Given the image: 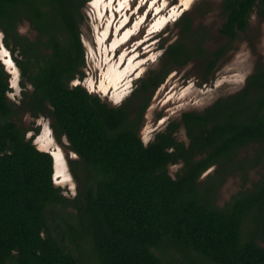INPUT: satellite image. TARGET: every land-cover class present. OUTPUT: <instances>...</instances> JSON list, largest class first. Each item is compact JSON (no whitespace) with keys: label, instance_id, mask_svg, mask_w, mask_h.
Returning a JSON list of instances; mask_svg holds the SVG:
<instances>
[{"label":"trees","instance_id":"trees-1","mask_svg":"<svg viewBox=\"0 0 264 264\" xmlns=\"http://www.w3.org/2000/svg\"><path fill=\"white\" fill-rule=\"evenodd\" d=\"M87 1L0 0V28L23 76L17 106L0 61V264H170L156 252L167 246L212 264H264V180L225 207L214 200L217 178L199 183L240 147L264 144V66L242 91L202 113H184L189 147L175 137L176 122L145 144L140 131L151 97L132 112L128 102L113 106L73 83L85 78L81 26ZM222 8L221 33L231 41L255 10L264 16V0H224ZM25 22L35 38L19 31ZM179 24L184 35L167 47L169 63L183 68L201 59L208 82L226 48L211 53L203 41L189 45L192 21L185 16ZM167 74L151 75L142 89L154 91ZM20 111L50 118L57 138H67L78 158L70 159L79 182L74 198L54 182L51 152L14 120ZM198 152L206 156L197 160ZM180 161L185 166L174 178L169 166ZM52 207L76 209L62 217L67 237L52 230Z\"/></svg>","mask_w":264,"mask_h":264},{"label":"rangeland","instance_id":"rangeland-1","mask_svg":"<svg viewBox=\"0 0 264 264\" xmlns=\"http://www.w3.org/2000/svg\"><path fill=\"white\" fill-rule=\"evenodd\" d=\"M185 1L187 0H103L97 5L96 0H89L83 7L85 18L81 35L86 50L85 78L82 82L77 79L73 83H82L89 91L98 94L113 106L128 102L132 105V112L139 111V105L151 97L140 131L145 144L152 142L158 132L176 122L179 128L175 137L189 147L191 139L183 123L184 113H202L221 97L242 91L255 70L264 66V16L257 10L252 13L246 30L231 41L221 33L226 22L222 8L224 0H189V4ZM113 9L117 18L113 16ZM123 15L124 18H121ZM185 16L192 21V31L185 35L189 45L197 40L203 41L205 49L211 53L226 48L208 82L205 80L207 65L203 60L195 59L181 68L170 64L166 56L167 47L184 35L179 21ZM159 19H167L162 28L155 26ZM130 30L132 36L128 42L121 44L124 42L122 38ZM19 31L32 38L36 36L28 22L21 24ZM5 40L6 35L0 28V61L6 62L12 85L20 81L19 88L12 89L14 93L11 91L9 97L20 106L23 76ZM119 40L122 42L113 48V43ZM117 65L120 70L127 71L122 80L124 84L120 83V89L110 84L108 90H103V81L108 82L107 75H111ZM159 73H168L163 77L161 86L154 91L143 90L144 81ZM27 90L31 91L32 86L28 84ZM14 120L26 130L27 138L36 137L34 142L40 149L53 150V153L60 151V158L54 154L55 177L60 173L63 175L60 179L62 181L57 185L62 187L66 196L74 198L79 190V182L72 173L70 159L78 158L70 151L67 138H57L52 120L48 117L35 118L30 112L20 111L15 114ZM41 140L49 142L48 148L40 145ZM205 156V152L196 154L197 160ZM184 166V161L170 165L171 176L176 178ZM67 173L71 175V180L64 181V174ZM214 178H217L214 200L220 207H225L234 196L254 190L264 180V144L251 143L240 147L232 159H224L212 166L199 179V183L207 186ZM68 210L76 209L71 207ZM68 210L61 207L48 209L49 224L55 235L67 237L68 231L62 217L69 218L66 214ZM61 212L64 214L61 215ZM248 224L252 227L251 221ZM74 245L71 243L69 249L76 252ZM156 252L170 264H212L203 261L195 253L177 252L170 246Z\"/></svg>","mask_w":264,"mask_h":264},{"label":"bare ground","instance_id":"bare-ground-1","mask_svg":"<svg viewBox=\"0 0 264 264\" xmlns=\"http://www.w3.org/2000/svg\"><path fill=\"white\" fill-rule=\"evenodd\" d=\"M101 1H103V0H96V3H97V5H99L100 4V2ZM186 2V4H189V0H187V1H185ZM124 3V2H123ZM126 3V2H125ZM113 5V3L111 2V4H110V6H112ZM121 5H123V4H121ZM129 5H130V3H129ZM124 6V5H123ZM122 6V7H123ZM128 6V5H127ZM113 11V16L115 17L116 15H115V11H114V9L112 10ZM124 16L125 15H123L121 18H124ZM126 16H127V12H126ZM115 18H117V17H115ZM166 20L167 19H159V21L157 22V25H155V26H158V28L160 27V28H162L164 25H165V23H166ZM114 22H116V20H114ZM142 22V21H141ZM140 24V23H139ZM138 24V25H139ZM123 33V32H122ZM121 33V34H122ZM106 34V33H105ZM104 34V35H105ZM132 36V31L130 30V31H128L125 35H124V37L122 38L123 40H124V42H122V41H115L114 43H113V45H112V47L113 48H116L117 46H119V44H120V42H122L121 44H123V43H125V42H128V40L130 39L129 37H131ZM106 37V36H105ZM102 39V38H101ZM121 39V40H122ZM101 41H103V39L101 40ZM106 43V42H105ZM104 44V43H103ZM102 44V45H103ZM130 55V54H129ZM122 60V59H121ZM112 61V60H111ZM112 69H113V67H112ZM127 73V71H125V70H120V68L118 67V65L115 67V69H114V71H113V73L110 75H107V79H108V76H109V80H108V82H106V80H104L103 81V83H102V89L103 90H108L109 88H110V86H113V87H115L116 89H120L121 87H122V84L120 85V83H123L122 82V80H123V78L126 76L125 74ZM125 80V79H124ZM111 84V85H110ZM124 84V83H123ZM110 85V86H109ZM112 87V88H113ZM111 88V89H112ZM50 140V139H49ZM48 140V141H49ZM40 145L44 148H48L47 146L49 145L48 143L49 142H47V140H45V141H43V140H41L40 142ZM55 155H56V157H58V158H60L61 157V155H60V151H56L55 153H54ZM58 160H60V159H58ZM60 163V162H59ZM62 175V174H61ZM68 180H71V175H69V173H67V174H64V181H68Z\"/></svg>","mask_w":264,"mask_h":264},{"label":"clouds","instance_id":"clouds-1","mask_svg":"<svg viewBox=\"0 0 264 264\" xmlns=\"http://www.w3.org/2000/svg\"><path fill=\"white\" fill-rule=\"evenodd\" d=\"M3 60V59H2ZM5 65H6V62H5ZM9 72V71H8ZM10 73V72H9ZM12 80V79H11ZM19 83H20V81L17 83V84H14L13 83V85H12V82H11V88L14 90V88H19ZM12 93H14V91H12ZM149 144V143H148ZM39 147V146H38ZM42 149V148H41ZM44 150V149H43ZM47 151H49V152H51V154L53 155V157H54V153H53V150L51 151V150H47ZM55 173V172H54ZM62 176L63 175H61V173H60V175H57V177H55V174H54V177H53V179H54V182L57 184V183H60V181H62V180H60L61 178H62Z\"/></svg>","mask_w":264,"mask_h":264}]
</instances>
